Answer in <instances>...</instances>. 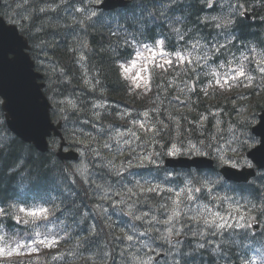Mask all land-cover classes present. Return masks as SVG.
Segmentation results:
<instances>
[{"label": "trees", "instance_id": "16d2710c", "mask_svg": "<svg viewBox=\"0 0 264 264\" xmlns=\"http://www.w3.org/2000/svg\"><path fill=\"white\" fill-rule=\"evenodd\" d=\"M94 1L20 3L31 19L28 30L35 36L30 40L44 47L54 62L48 92L55 89L60 95L73 97L80 107L72 110V121H91L93 125L87 139L91 160L98 158L92 145L102 151L107 147L105 141L111 135L106 133L108 116L117 124H126L133 116H147L139 146L151 150L160 162L173 145L225 159L234 157L231 151H223L229 145V150L237 149L238 159L245 158L254 140L251 127L264 109V68L258 66L264 65V0H131L126 8L98 11L92 16L89 8ZM76 3L88 13L78 12ZM243 8L255 21L241 18ZM159 39L172 58L153 67L148 93L130 92L119 64L128 62L138 45ZM240 68L243 76L237 75ZM95 99L107 103L103 113L92 107ZM101 164L91 166L103 169ZM66 165L54 151L41 153L14 136L0 110V203L48 204L54 211L50 218L54 227L88 228L86 238L68 246L67 256H80L87 240L85 257L74 258L75 264H140L128 239L141 247L139 231L149 230L139 215L151 212L161 218L169 211L167 201L157 193H134V204H129L118 219L115 212L120 211L114 207L113 213L108 211L103 196L94 198L89 174L82 181ZM166 171L160 167L159 176L171 183ZM106 172L111 175L108 186H113L115 175L111 170ZM191 180L202 190L196 193V201L219 203L223 209L229 203L224 202L225 195L232 200H249L264 225V171L251 184H228L217 173H193ZM106 191L119 192L114 187ZM193 204L183 198L174 229L186 238L167 247L162 263L244 264L248 259L245 245L257 253L264 251V238H246L236 225L219 229L206 213L191 209ZM10 216L7 211L0 218V229ZM116 221L121 224L116 225ZM148 228L155 232V228ZM150 239H155L154 233ZM110 257L113 262H109ZM41 259L31 262L60 264L59 258Z\"/></svg>", "mask_w": 264, "mask_h": 264}, {"label": "water", "instance_id": "95a60500", "mask_svg": "<svg viewBox=\"0 0 264 264\" xmlns=\"http://www.w3.org/2000/svg\"><path fill=\"white\" fill-rule=\"evenodd\" d=\"M125 4L124 0H105L102 6L112 8ZM246 15V14H245ZM27 42L17 33L14 26H6L0 18V95L5 99L3 107L7 111L9 127L22 139L33 142L43 151L48 149L47 136L54 129L49 117V104L37 83L38 74L32 70L33 62L24 48ZM14 56L9 58L8 54ZM261 136V144L250 151L249 155L259 167L264 166V113L261 121L254 128ZM60 157H66L61 151ZM166 163L171 166L212 167L213 161L206 157L193 159L167 158ZM222 172L229 179L248 181L255 174L252 168L237 170L223 167Z\"/></svg>", "mask_w": 264, "mask_h": 264}, {"label": "rangeland", "instance_id": "374dc122", "mask_svg": "<svg viewBox=\"0 0 264 264\" xmlns=\"http://www.w3.org/2000/svg\"><path fill=\"white\" fill-rule=\"evenodd\" d=\"M39 53L41 55H43V56H46V54L43 53L42 51L39 52ZM164 57H165V54H164V52H163V50L161 48L148 47L144 51H140L137 54V59L134 61V63L131 66L124 68V74H125L126 77L129 78V80L131 81L132 85L135 88H137V87H143V88L147 87L148 84H149V72H148L149 64L153 63L154 61L161 60ZM61 102H65V101L63 100ZM136 124H138V122H136V123L133 122L132 126L129 127V128H126V129L119 128L117 130L116 133H117V136H118V142L119 143L127 145L128 143H130L133 140V138L135 136L134 130L136 128ZM105 144L109 145L110 147H112V148H114L116 150H123V148H124V145H120V144L116 143V141L113 140L110 137L107 138V140L105 141ZM177 152H180V151L174 150L172 153L173 154H177ZM136 157H138L139 159H142L143 157H147V155L136 154ZM86 159H88V158H86ZM92 162H94V163L102 162L104 165H108V166H112V167L116 165V164H111L108 160H106V159H104L102 157H98V159H96V160H91V163ZM85 164H86V161L83 160V161L79 162L78 165L84 166ZM134 164L137 165V162L135 161ZM170 175L172 177H174V174H170ZM92 176L93 177H97L96 176V170H94V172L92 173ZM98 177H99V174H98ZM108 177L110 178L111 175H109ZM188 184L189 183H187V185ZM127 186L130 187V185H127ZM174 191H175V194H180L182 190L181 189L180 190H175L174 189ZM174 200H175V203L178 202V199H174ZM157 208L158 207L156 206L155 212H156ZM203 211H205V209H203ZM29 212H32V211L24 209L23 214L29 215L28 214ZM248 213H249L248 210H245L244 208H242L240 206H237L232 214L229 213L227 215H224V213H223L222 215L219 216V218L222 220L223 224H227V223H230V222H233V221L241 222L240 220H243V218L246 217L248 215ZM147 214H148V216H147ZM150 215H151L150 212L144 213V215L142 217V220H143L144 223H145L146 220L148 222L153 220V218L151 220V216ZM29 216H31V215H29ZM18 217H20V216H18ZM172 219H173V216H170V218L166 222H169ZM161 220H166V216H163L162 218H158V219L155 216L154 221L152 222L153 225H151V228H155V231L159 235V237L161 239V243H162V240L164 238L163 234H168L169 233V227L174 228L175 221H172L171 223H168L169 227L161 230V228L159 226L160 225L159 222ZM147 226H150V223H148ZM142 236H144V235H142ZM155 237L157 239L158 236L155 235ZM0 250H3V251H0V255H8L9 252H11L12 254L15 253V252H13V250L10 251L6 247L1 246V245H0Z\"/></svg>", "mask_w": 264, "mask_h": 264}, {"label": "bare ground", "instance_id": "6f19581e", "mask_svg": "<svg viewBox=\"0 0 264 264\" xmlns=\"http://www.w3.org/2000/svg\"><path fill=\"white\" fill-rule=\"evenodd\" d=\"M117 143V142H116ZM73 147L77 150L79 147H82L81 145L79 144H74ZM225 147V146H224ZM222 149V148H221ZM151 151V150H150ZM220 151V150H219ZM220 153V152H219ZM223 153V152H221ZM220 153V154H221ZM98 158H95L94 160H96ZM88 160V159H87ZM94 163V162H92ZM91 163V164H92ZM102 162H97V163H94V164H101ZM103 169H98L97 167H93L90 165V167L92 168H89L88 171L86 172V174H89V179L91 180V183H92V188H93V196L94 198H96V200L102 198V195L103 194H108L107 191H106V188L107 190L110 192V188L114 187V189H118L119 192L122 194V203L121 204H117V203H112V207L115 208L116 211H120V214H118L117 212H115V215L117 216L118 219H121V214L123 213V211H127V207L128 205H133L134 204V198L137 197L133 194V192L131 191V186H132V183H133V179L131 177H129L128 175H126L125 173L123 172H119L118 171V165L117 166H108V165H104L103 163L101 164ZM98 166V165H97ZM108 166V167H107ZM99 167V166H98ZM111 167V168H110ZM94 170H96V176L97 177H93L92 176V173L94 172ZM112 171V175L114 174L115 175V178H114V185L113 186H108L109 183H110V178L108 177L109 174L106 172V171ZM166 173V172H165ZM85 174V175H86ZM98 174H99V177H98ZM170 174H174V177H175V173H166L167 176H170L172 177ZM102 177H104L102 179ZM216 178V177H215ZM112 181V180H111ZM207 182V181H206ZM208 183V182H207ZM216 183V182H215ZM206 184V183H205ZM127 185H130V187H128ZM211 185V183L209 184ZM202 186V185H201ZM207 186V184H206ZM205 186V187H206ZM212 186V185H211ZM209 188V187H208ZM207 188V189H208ZM213 189V188H212ZM210 190V189H209ZM202 191V190H201ZM200 191V193H201ZM203 193V192H202ZM204 194V193H203ZM125 201V202H124ZM118 206L121 208V210L118 209ZM106 209L108 211H111L112 212V207L109 205V204H106L105 205ZM151 213V212H150ZM144 214H141L139 216H143ZM148 216V214H147ZM151 220L153 218L152 221L148 222L147 220L145 221V227L149 230L148 232L147 231H139V235L141 238H150L151 237V234L154 233V236L157 235V239L155 237V239L153 241H155L158 245H162L164 243V238L162 240V243H161V239L159 237V235L157 234V232L155 231H151L149 228H148V223H150V226L153 225L152 222L154 221V218H155V215L151 213ZM162 218V217H161ZM125 221V220H124ZM116 225L117 224H121V221H116L115 222ZM124 225L120 226L121 228H124L123 227ZM144 235V236H142Z\"/></svg>", "mask_w": 264, "mask_h": 264}, {"label": "snow or ice", "instance_id": "6c2138e0", "mask_svg": "<svg viewBox=\"0 0 264 264\" xmlns=\"http://www.w3.org/2000/svg\"><path fill=\"white\" fill-rule=\"evenodd\" d=\"M239 75L243 76L244 75V72L243 70L241 69ZM21 211H24V209H21ZM29 215L33 216V217H36V216H39V215H46L47 214V209H39L38 211H32V212H29L28 213ZM221 227H223L224 225H220ZM129 239H131V237H129ZM40 243H44L43 241H41ZM52 243H55V241H53ZM48 246H51L48 245ZM0 251H3V250H0ZM12 253L9 252L8 255H11Z\"/></svg>", "mask_w": 264, "mask_h": 264}]
</instances>
